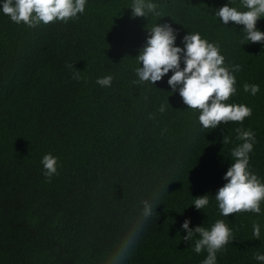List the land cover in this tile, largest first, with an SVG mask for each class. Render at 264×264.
Instances as JSON below:
<instances>
[{
  "label": "trees",
  "instance_id": "obj_1",
  "mask_svg": "<svg viewBox=\"0 0 264 264\" xmlns=\"http://www.w3.org/2000/svg\"><path fill=\"white\" fill-rule=\"evenodd\" d=\"M150 2L155 12L133 17V0H86L75 18L36 28L0 7V264H202L207 252L193 251L198 234L183 239L185 220L189 229L228 226L216 264H259L264 201L260 214L224 217L215 194L242 143L237 128L255 134L248 167L264 184V45L216 17L225 4L244 10L239 0ZM165 23L176 46L199 33L219 47L225 67L240 66L229 67L236 92L225 103L245 105L251 116L203 129L199 113L172 93L171 72L155 84L139 81L136 57ZM256 28L264 32V17ZM109 75L110 87L96 83ZM246 83L259 92H245ZM49 153L58 172L51 182L41 164ZM206 194L197 210L194 199Z\"/></svg>",
  "mask_w": 264,
  "mask_h": 264
},
{
  "label": "clouds",
  "instance_id": "obj_2",
  "mask_svg": "<svg viewBox=\"0 0 264 264\" xmlns=\"http://www.w3.org/2000/svg\"><path fill=\"white\" fill-rule=\"evenodd\" d=\"M86 0H3L2 12L17 25L23 23L29 28L48 25L56 21H64L82 14ZM244 10L225 4L215 10L216 17L223 25L231 22L242 25L249 43L264 45V32L256 28V23L264 17V0H239ZM157 5L146 0H133L131 12L133 17H145L147 12H155ZM159 15V13H157ZM176 36L173 28L165 24H156L149 33L145 45L136 59L142 67H137L136 75L140 82L155 84L171 72L167 84L172 93L177 92L187 109L199 113L198 122L203 129H215L218 125L229 122L242 123L251 116V108L245 105L225 103L236 92L235 76L232 72L240 70L239 65L224 66V56L213 43L202 39L199 33H188L182 39L183 48L175 45ZM181 61L183 68H181ZM78 78V77H77ZM113 77L98 78L96 83L101 87H110ZM179 86V87H177ZM245 92L255 96L259 85L244 84ZM160 111H165L161 106ZM237 139L242 141L231 151L234 162L226 171L223 179L226 183L215 194L220 214L228 217L238 212L261 213V201H264V184L249 171V153L253 150L255 134L251 130L236 129ZM228 143L227 137L223 140ZM43 176L47 182L58 174L57 158L50 153L41 159ZM209 203L208 195L194 199L197 210L205 208ZM151 207L145 202L144 215H151ZM187 233L183 239L191 241L198 234L193 251L200 254L207 252L202 264H216L217 253L229 243L232 233L223 220H217L210 229L197 226L189 229V221L181 225ZM253 239L260 240L261 227L253 223ZM254 259L264 264V254L257 252Z\"/></svg>",
  "mask_w": 264,
  "mask_h": 264
}]
</instances>
